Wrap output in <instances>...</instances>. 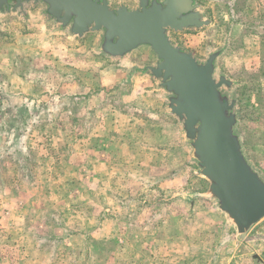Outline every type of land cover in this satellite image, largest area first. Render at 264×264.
<instances>
[{
    "label": "rangeland",
    "instance_id": "374dc122",
    "mask_svg": "<svg viewBox=\"0 0 264 264\" xmlns=\"http://www.w3.org/2000/svg\"><path fill=\"white\" fill-rule=\"evenodd\" d=\"M112 7L136 0H109ZM209 26L170 32L236 82L238 131L264 174V0H198ZM11 3L14 0H10ZM44 5L0 15V264H264V217L243 240L204 192L141 46L120 63Z\"/></svg>",
    "mask_w": 264,
    "mask_h": 264
},
{
    "label": "water",
    "instance_id": "95a60500",
    "mask_svg": "<svg viewBox=\"0 0 264 264\" xmlns=\"http://www.w3.org/2000/svg\"><path fill=\"white\" fill-rule=\"evenodd\" d=\"M30 3L43 4L39 14L71 38L98 33L95 51L112 60L122 63L141 46L153 51V64L132 65L130 76L138 72L156 81L167 112L180 126L196 172L208 181L206 191L190 196L212 200L213 208L243 240L264 217V174L248 159L238 131L236 82L218 69L228 39L200 59L170 37V32L197 31L212 23L202 4L136 0L133 7H112L109 0H0V15L18 12L27 18L25 6Z\"/></svg>",
    "mask_w": 264,
    "mask_h": 264
}]
</instances>
